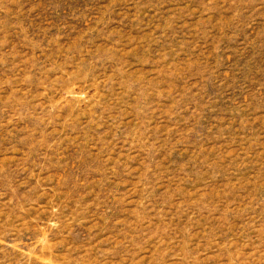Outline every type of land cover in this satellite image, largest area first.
<instances>
[{"label":"rangeland","instance_id":"374dc122","mask_svg":"<svg viewBox=\"0 0 264 264\" xmlns=\"http://www.w3.org/2000/svg\"><path fill=\"white\" fill-rule=\"evenodd\" d=\"M0 264H264V0H0Z\"/></svg>","mask_w":264,"mask_h":264}]
</instances>
